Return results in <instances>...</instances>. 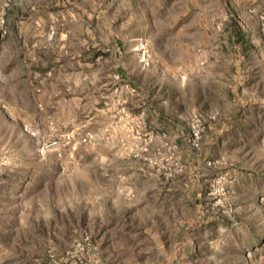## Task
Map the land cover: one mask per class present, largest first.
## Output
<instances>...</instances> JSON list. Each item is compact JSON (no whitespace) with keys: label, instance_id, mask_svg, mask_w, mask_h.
<instances>
[{"label":"rangeland","instance_id":"obj_1","mask_svg":"<svg viewBox=\"0 0 264 264\" xmlns=\"http://www.w3.org/2000/svg\"><path fill=\"white\" fill-rule=\"evenodd\" d=\"M0 264H264V0H0Z\"/></svg>","mask_w":264,"mask_h":264},{"label":"built area","instance_id":"obj_2","mask_svg":"<svg viewBox=\"0 0 264 264\" xmlns=\"http://www.w3.org/2000/svg\"><path fill=\"white\" fill-rule=\"evenodd\" d=\"M195 135V134H194ZM196 136V135H195ZM55 145H57V141H55V140H53V141H50V142H47V143H43V147L45 148V147H47V148H50V147H53V146H55Z\"/></svg>","mask_w":264,"mask_h":264}]
</instances>
